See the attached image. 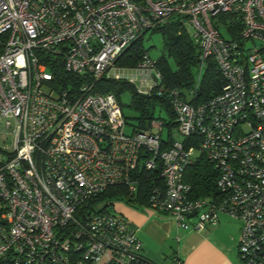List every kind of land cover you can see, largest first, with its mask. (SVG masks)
<instances>
[{
    "label": "built area",
    "instance_id": "2783aa9c",
    "mask_svg": "<svg viewBox=\"0 0 264 264\" xmlns=\"http://www.w3.org/2000/svg\"><path fill=\"white\" fill-rule=\"evenodd\" d=\"M178 21L200 49L188 90L162 84L148 51L119 62ZM40 51L90 82L55 91ZM208 59L223 83L192 103ZM101 77L168 99L170 137L161 120L127 132L115 95L91 91ZM201 156L217 171L212 196L195 197L185 179ZM154 170L150 208L183 230L239 220L241 263L264 264V0H0V264H156L121 214L91 209L109 187L136 193Z\"/></svg>",
    "mask_w": 264,
    "mask_h": 264
},
{
    "label": "trees",
    "instance_id": "16d2710c",
    "mask_svg": "<svg viewBox=\"0 0 264 264\" xmlns=\"http://www.w3.org/2000/svg\"><path fill=\"white\" fill-rule=\"evenodd\" d=\"M154 31L160 32L163 38L164 53L155 60L156 67L162 76V84L170 88L188 90L194 83L195 69L199 61L200 49L198 44L191 38V34L186 27L180 24V21L157 28ZM142 39L140 37L128 47L120 57L119 62L123 65L135 66L140 60L142 52L147 51L143 47ZM38 53H40L42 61L46 63L47 70L53 75L50 85L53 86L55 91H78L84 82H90L89 77L67 72L59 56L41 51ZM170 59L173 61L174 67L171 66ZM91 83L93 84L92 92L113 93L121 108L120 95L125 92L130 93L128 106L136 112V116L132 118L135 122L130 121V116H127L124 112L123 115L126 124L132 126L131 132L147 129L151 121L161 119L159 115H155L154 111L156 105H158L167 113L168 118L161 121L166 131V137H170L171 130L176 123L170 102L164 96L158 95L155 90H152L150 94L139 93L133 84L124 79L101 77L92 80ZM222 83L223 79L216 63L214 60L208 59L205 72L192 103L212 97L219 92ZM157 173L158 170H154L152 173L143 172V184L138 186L136 193L128 192L126 187L122 185L112 186L99 194L93 202L123 195L125 202L130 205H148L145 188L149 186L153 179L160 181ZM216 175L217 171L214 165L201 156L187 167L185 179L191 184L195 197H207L216 193Z\"/></svg>",
    "mask_w": 264,
    "mask_h": 264
},
{
    "label": "crops",
    "instance_id": "0c3cea01",
    "mask_svg": "<svg viewBox=\"0 0 264 264\" xmlns=\"http://www.w3.org/2000/svg\"><path fill=\"white\" fill-rule=\"evenodd\" d=\"M119 214L134 228L143 255L156 264H170L177 256L182 264H241L237 245L227 240L220 219L196 234L182 230L172 216L148 205H121ZM226 216V215H225Z\"/></svg>",
    "mask_w": 264,
    "mask_h": 264
},
{
    "label": "rangeland",
    "instance_id": "374dc122",
    "mask_svg": "<svg viewBox=\"0 0 264 264\" xmlns=\"http://www.w3.org/2000/svg\"><path fill=\"white\" fill-rule=\"evenodd\" d=\"M186 26H187L188 31L192 32L191 24L188 23ZM220 31L225 37H228L227 36L228 33L226 32V30L224 28H221ZM142 38H143L142 39L143 47L145 49H147L149 56L153 60H156L157 58H159L161 56L162 53H164L163 38H162V35L160 32H158V31H147L145 34H143ZM170 64L172 67H174V63L171 59H170ZM120 101L122 104L123 112L127 116H130V118H129L130 121L135 122L132 118L134 116H136V112L133 111L128 106L130 103V93L125 92V93L121 94L120 95ZM154 111H155V115H159V117L161 118L159 120L168 118L167 113L163 109L158 107V105H156ZM126 131L131 132L132 126L128 124L126 127ZM165 133H166V131L164 128L162 135L165 136ZM175 138H179V136L176 135ZM122 196L123 195H118V196H115L112 198H105V199H102L100 201H95L92 203L91 209L97 211V210L104 208L108 212L119 213V211L121 210V205H124V204L127 205L128 204L125 202V199ZM225 215L222 216L221 219L219 218L220 219V225L222 226V228L224 227V232L226 233V236L228 238L227 240H229V242H232L233 244L235 243L237 245V250H238L240 234H241V230H242V223L239 220L233 219L230 216H228V215L225 216ZM207 226H211V225H207ZM212 226H214V225H212ZM192 232H194V234L197 233L196 230H192Z\"/></svg>",
    "mask_w": 264,
    "mask_h": 264
}]
</instances>
